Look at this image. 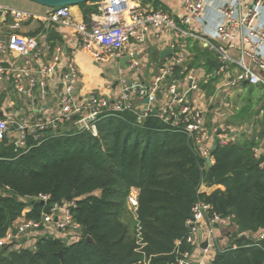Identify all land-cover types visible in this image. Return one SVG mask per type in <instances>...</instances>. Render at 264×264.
Here are the masks:
<instances>
[{"label": "built area", "instance_id": "1", "mask_svg": "<svg viewBox=\"0 0 264 264\" xmlns=\"http://www.w3.org/2000/svg\"><path fill=\"white\" fill-rule=\"evenodd\" d=\"M183 7L184 12L175 18L163 9L142 7L130 0H101L99 9L88 20L79 21L73 18L70 6L50 7L46 13L39 14L0 2V94L8 81L16 97L29 103L28 111L17 110L12 114L6 111L2 115L0 109V140L12 138L9 132L16 124L18 135L14 139L19 146L25 147L29 136L38 139L49 128L56 129L59 124L75 118L80 130L98 135L100 119L129 111L135 114L137 126L143 127V122L150 116L171 122L186 135L197 159L205 164L210 159L214 164V135L219 127L209 126L206 120L208 106L200 104V98L205 94L201 83L204 78L207 83L209 75L188 66L195 54L187 50L186 41L197 40L203 48L217 52L223 65L216 76L225 74L232 64L241 68L237 74L224 79L211 96L205 97L209 105L219 89L238 85L244 80L252 85H262L264 95V78L247 63L250 59L264 70L261 53L264 28L258 23L264 0H183ZM210 8L219 16L212 33L207 30L209 22L205 18ZM31 21L39 22L36 34L26 33L24 29ZM197 23L203 26L202 32ZM60 27L71 29L78 48L87 52L97 64L113 71L107 74L106 87L110 94L90 92L84 98L77 92L80 69L73 59L67 58L65 44L49 36ZM131 43L134 50L128 49ZM157 43L163 49L171 48L172 52L164 58L158 53V59L154 61L156 75L150 81L141 80L138 77L141 64L153 60L150 47ZM234 50L238 57L233 54ZM135 53L136 58L133 57ZM126 56L131 59L126 61L125 67L120 64V59ZM114 64L117 66L113 67ZM59 86L58 109L52 115L48 104L50 90ZM194 93L196 98H193ZM220 127V144L235 140L230 135L227 120ZM254 155L259 157L257 152ZM261 167L264 169V163ZM207 187L203 183L200 190ZM9 190V187L0 188V195ZM139 195V189H132L127 204L137 220L138 243L141 245L138 250H142L146 243L142 242L138 222ZM31 200L50 203V196L40 194L25 199L28 205L5 236L0 237V248L35 250L37 242L43 238L56 237L72 243L81 237V225L75 221L72 212L75 201L50 204L49 211L42 212L41 220H34L27 218L33 209ZM192 211V217L186 221V235L176 242L173 264H213L216 253L229 249L220 242L218 234L224 219L205 202H197ZM247 237L253 238V235L247 234ZM263 238L264 231H261L256 239ZM184 244L189 248L184 249ZM233 248L237 246L233 245Z\"/></svg>", "mask_w": 264, "mask_h": 264}, {"label": "trees", "instance_id": "2", "mask_svg": "<svg viewBox=\"0 0 264 264\" xmlns=\"http://www.w3.org/2000/svg\"><path fill=\"white\" fill-rule=\"evenodd\" d=\"M100 1L81 4L97 8ZM49 36L57 37L53 31ZM75 121L49 128L38 139L29 136L25 147L10 137L0 140V188L10 189L0 195V237L22 215L25 199L40 194L49 195L50 203L31 200L27 218L41 220L50 204L75 201L81 237L72 243L43 238L35 250L1 247L0 264H173L176 242L186 235L199 201L236 226L229 249L216 253L213 264H263L264 238L247 237L264 231V169L254 156L262 130L254 138L243 134L218 143L209 166L195 157L185 134L156 116L141 127L133 112L108 115L99 120L98 135L80 130ZM203 183L225 189L201 191ZM134 188L140 191L142 250L136 223L132 229L125 218Z\"/></svg>", "mask_w": 264, "mask_h": 264}, {"label": "crops", "instance_id": "3", "mask_svg": "<svg viewBox=\"0 0 264 264\" xmlns=\"http://www.w3.org/2000/svg\"><path fill=\"white\" fill-rule=\"evenodd\" d=\"M0 2L7 4V5H10L8 3H5V0H0ZM130 2L132 4L139 5L142 7H153V8H155L157 6H162L166 12H168L169 14H171L175 18H178L184 12L183 0H130ZM23 3H24V1H23ZM10 6H12V5H10ZM95 6H96V4H86V5L79 4V5L70 6L73 18L76 20H79V21L88 20L89 16L93 13L94 9H97V10L99 9L100 4L98 5L97 8H94ZM46 12H47V9L45 10V13ZM205 18L209 22V26H208L209 28H207V30L210 33L214 32V27L217 24L219 16H217V13L215 12L214 9L210 8L207 10V14H206ZM33 22L36 23V25H33ZM38 23L39 22H37V21H31L29 24H27V27L24 28L26 30V33H29V31L35 30L38 27ZM258 23L260 26H262L264 28V7L262 8V13H261V16L259 17ZM197 28H198V30H200V32L203 31V26H199V24H198ZM53 32H55V35H57V37L54 40L60 39L61 42L65 44L67 51H68L67 58L71 59V60L73 59L80 69L81 78H80V83H79L78 90H77V92L80 94V96L85 98L87 96V94L90 92H95L97 94L98 93L110 94V91L106 87L107 74H109V73L104 74L103 72H101V68H98V67H100V66L103 67L104 65L98 66V64L92 60L91 56L87 52L78 48L74 32L71 29L65 28V27H60V30L55 29ZM190 43L193 44V42H191L189 40L186 41L187 50L190 52H193L190 49V47H192L194 45H191ZM196 43L199 46H202L201 42L198 41ZM152 45H153L152 50H155V51L157 50L159 54L161 53L162 50H164L163 48H161L158 45V43L152 44ZM128 49L134 50L135 49L134 44H132V43L129 44ZM232 52L236 57L239 56L238 52H236L235 50ZM158 53H155V54H158ZM193 53L195 54L194 59L190 64H188V66L191 68L200 70L204 75H206V74L209 75L208 82L204 83L207 80V78H204L203 82L201 83V88L205 92V94H204V98H203V96L202 97L200 96L201 97L200 98V104L208 106L207 114L208 113H210V114L216 113V114H218L219 117L221 116L223 118V120L220 121L217 125L219 127L218 130L221 129L220 125L225 120H227V124H228V122L230 123V124H228L231 128L230 135L234 136L235 139L241 138V136L243 134H248V136H250L251 138H254V136L260 135L261 130H262V132H264V99L260 100V102L254 106L253 113L251 115L242 117L240 119V121L235 122V124L230 122V120L232 121V119L227 118L228 115L236 114V111L241 106L240 103L242 101V93L244 91L243 87L246 86V85H243V82H241L240 84L235 85V86H229V87H224V88L219 89L217 91L216 98L214 99L213 102H211L210 105H209V100L205 98V97L211 96L212 93H214V91L218 87V85H220V83L224 79H226L228 76L231 77L232 74H237L241 70V68L237 64H232L230 69L225 74L218 75L217 81H214L213 76L217 75L218 71L215 70L214 66H213L214 70L210 71V72H208L206 69L205 70L199 69L195 65V62L197 60L202 61V59L198 58V54L196 52H193ZM261 53L264 56V46L261 49ZM135 55H136V57L138 56L135 53L133 55V57ZM136 57H134V58H136ZM207 59H206V62H207ZM155 60L156 59H153L152 61L151 60L150 61L145 60L142 62L141 68L138 71V75H139L138 77L141 80L150 81L154 78V76L156 75V68H155L156 66L154 65L156 63V62H154ZM215 60H219V59H215ZM247 63L251 65L252 70L256 74H258L259 76L264 78V70L263 69H261L258 65L252 63L250 59L247 60ZM207 64H208V62H207ZM126 65H127V63H126ZM116 66H117L116 64L113 65V67H116ZM105 67L106 66H104L103 68H105ZM115 82H114V86L117 85V84L115 85ZM212 86H214L215 88L213 90H210ZM253 86L257 87L259 85H253ZM261 87H262V85L259 86L258 89L261 90L260 89ZM60 88L61 87L59 86L58 89L51 88V90H50L49 103L48 104L50 106V114L53 113L52 115H54L56 113V110L58 109V103H59V96L58 95L61 91ZM238 88H240V90H241L240 93L236 92V90ZM262 93H263V91H262ZM238 94H241V97L239 98V100L235 104L234 98ZM196 97H197V94L194 93L193 98H196ZM10 104H11V106H10ZM245 104H246L245 102H242V107H244ZM12 105H13V107H12ZM7 106L10 109L7 108ZM28 107H29V103H27V100H24V101L19 100L16 97L15 93L13 92L10 82L6 81L4 84V90L0 94L1 114L4 115V113H6V111L10 114L14 113V111L16 112L17 110H18V112L27 111ZM219 117H217L214 121L220 120ZM248 124L250 125V128L247 127ZM209 126H215V125L209 124ZM221 131H222V129H221ZM239 133H242V134L239 135ZM46 134H49V132ZM9 135H11L12 139H14L18 135L17 127H12L11 131L9 132ZM257 139H258V144L254 148V154H255V152H257L259 155V157L257 159H259L261 155H264V134L260 138L257 137ZM214 143H215V141H214ZM263 163H264V161H263ZM210 187L211 186H209L207 188H203V191L211 192L213 189H215L217 187H219L221 189H225L221 185H215L212 188H210ZM235 230H236V226H234L232 220L231 219H224L218 228V234H219L220 242L223 245L230 247V244H231L230 243V241H231L230 236L233 233V231H235ZM257 236H258V233L253 235V237H257Z\"/></svg>", "mask_w": 264, "mask_h": 264}, {"label": "rangeland", "instance_id": "4", "mask_svg": "<svg viewBox=\"0 0 264 264\" xmlns=\"http://www.w3.org/2000/svg\"><path fill=\"white\" fill-rule=\"evenodd\" d=\"M23 1H24V3H23ZM5 3H8V4L12 5L13 7H17V8L21 7L22 9L30 10V11H33V12H36L39 14L45 13L46 9H47V11L50 9V7L44 6L42 4L34 2L32 0H5ZM155 8L165 10L162 6H157ZM33 25H36V23L33 22ZM189 41L193 42V44L190 43L191 45H194V46L190 47V49L193 52H196L198 54L199 59H202V61L197 60L195 62V65L201 70L206 69L208 72L213 71L214 67L208 65L206 63V59L207 58L219 59V55L217 54V52L211 51L209 49L203 48L202 46H199L196 43V42H198L196 40L190 39ZM150 48L152 50L153 47L151 46ZM151 53L152 54L158 53V51L152 50ZM103 67L100 66L98 68H101V72H103L104 74L110 73L112 71L106 67L105 68H103ZM259 86H261V85H259ZM259 86L254 87L251 84H247L245 87H243L244 91L242 93V101L240 103L241 104L240 108L236 111V114L228 115V117H227L228 119H232V121L230 120L231 123L235 124V122L240 121V119L242 117L251 115L253 113L254 106L257 105L260 102V100L264 99V95L262 93V87L260 88L261 90H259L258 89ZM240 91H241L240 88H238L236 90L237 93H240ZM242 102L246 103L244 107H242ZM217 117H219V116L216 113H214V114L208 113L206 115V120L210 125H218V123L220 121H222L223 118L220 116L219 117L220 120L214 121ZM228 124H230V123L228 122ZM125 218H126L127 222L131 223L132 229H133L134 223H136V225H137V220L135 219V215L132 212L129 205L127 207V214L125 215Z\"/></svg>", "mask_w": 264, "mask_h": 264}, {"label": "water", "instance_id": "5", "mask_svg": "<svg viewBox=\"0 0 264 264\" xmlns=\"http://www.w3.org/2000/svg\"><path fill=\"white\" fill-rule=\"evenodd\" d=\"M34 2H37L39 4H42L44 6H47V7H61V6H74V5H79L81 3H84V2H88V1H91V0H32ZM172 50L171 48H166L164 50L161 51L160 55L162 58H164L166 55H169L171 54ZM136 57V55L134 56ZM131 59V56H126L124 58H121L120 59V64L123 65V66H127L126 65V61ZM207 62L209 65L211 66H214L215 67V70L218 71L219 68L222 66V62L219 61V60H215L213 58H208L207 59ZM99 65V64H98ZM117 84V81L115 82V85ZM249 84V81L248 80H245L243 81V85H247ZM241 97V94H238L235 98H234V103L236 104L237 101L239 100V98ZM148 100L146 99V102ZM13 127H16V124L13 125ZM248 128H250V125L248 124L247 126ZM248 132V131H247ZM221 133V129L218 130V134ZM216 134L214 136V139H215V144L213 146V150L216 148L217 146V143L219 142V135ZM242 133H239V135H241ZM250 134V133H249ZM208 165L211 166L212 163H211V160L208 159ZM264 161V155H261L259 160H258V165H260L261 163H263ZM87 242H92L93 241V238L91 236H87L86 238ZM204 245H207V242L204 243ZM62 253H60L61 255Z\"/></svg>", "mask_w": 264, "mask_h": 264}, {"label": "bare ground", "instance_id": "6", "mask_svg": "<svg viewBox=\"0 0 264 264\" xmlns=\"http://www.w3.org/2000/svg\"><path fill=\"white\" fill-rule=\"evenodd\" d=\"M222 65H223V63H222ZM217 134H218V131H217ZM219 134H220V133H219ZM219 134H218V135H219ZM215 135H216V134H215ZM215 135H214V136H215ZM214 141H215V139H214ZM218 143H219V142H218ZM218 143H217V144H218ZM214 144H215V143H214ZM254 156H255V155H254ZM207 162H208V161H207ZM253 238H256V237H253ZM228 248H229V247H228Z\"/></svg>", "mask_w": 264, "mask_h": 264}]
</instances>
